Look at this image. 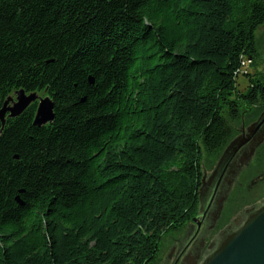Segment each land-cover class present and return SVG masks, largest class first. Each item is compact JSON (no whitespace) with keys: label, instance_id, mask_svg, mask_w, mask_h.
I'll list each match as a JSON object with an SVG mask.
<instances>
[{"label":"trees","instance_id":"obj_1","mask_svg":"<svg viewBox=\"0 0 264 264\" xmlns=\"http://www.w3.org/2000/svg\"><path fill=\"white\" fill-rule=\"evenodd\" d=\"M263 23L264 0H0V108L21 89L54 114L0 119V264H155L202 161L264 110Z\"/></svg>","mask_w":264,"mask_h":264},{"label":"rangeland","instance_id":"obj_2","mask_svg":"<svg viewBox=\"0 0 264 264\" xmlns=\"http://www.w3.org/2000/svg\"><path fill=\"white\" fill-rule=\"evenodd\" d=\"M255 35L258 56L247 69L251 73L264 76V23L256 30ZM238 84L243 89L247 84L246 77L240 76ZM9 98L12 102L9 103V101L8 104L11 105L15 101V93L12 96L9 95ZM250 125L246 121H242L237 126L236 137L247 134ZM258 141L248 143L238 154L232 172L227 174V179L222 182V194L218 195V200L216 198L212 205L210 216L207 215L197 236L187 247L177 264H203L205 259L218 248L229 234L240 229L247 217L264 205V170L261 172L263 178L251 175V173L247 174L249 168L252 169L256 163L255 153L264 139L261 142ZM216 164V160L207 158L202 161L206 181L212 175ZM197 212H199V207ZM193 229L194 225L190 221L182 227L164 234L160 241L158 259L155 264H174L177 255L186 247L183 246V243ZM186 242L188 243V241ZM196 251L201 252L196 261H193L191 255Z\"/></svg>","mask_w":264,"mask_h":264},{"label":"water","instance_id":"obj_3","mask_svg":"<svg viewBox=\"0 0 264 264\" xmlns=\"http://www.w3.org/2000/svg\"><path fill=\"white\" fill-rule=\"evenodd\" d=\"M11 98L6 97L0 108V119L6 115L14 117L20 115L33 101H37V108L33 119L36 126L43 125L53 119V102L49 97H39L35 92L26 94L19 89L15 92V101L9 105ZM264 139V110L249 126L248 133L234 138L224 149L212 175L205 180L203 174L199 188V203L201 214L195 215L191 221L196 224L190 242L197 236L202 218L210 208L211 202L218 188L227 174L232 172L238 153L250 142ZM258 141V142H259ZM186 250L182 249L174 264ZM203 264H264V205L250 214L242 227L229 234L218 248L205 259Z\"/></svg>","mask_w":264,"mask_h":264},{"label":"flooded vegetation","instance_id":"obj_4","mask_svg":"<svg viewBox=\"0 0 264 264\" xmlns=\"http://www.w3.org/2000/svg\"><path fill=\"white\" fill-rule=\"evenodd\" d=\"M12 101H10L9 103H11ZM240 153V152H239ZM238 153V154H239ZM238 157V156H237ZM237 157H236V159H237ZM236 159H235V161H236ZM227 179V175L225 176V178H224V180H226ZM223 180V181H224ZM221 187H222V185L218 188V190H217V192L215 193V195H214V197H213V200H212V202H211V205H210V208L208 209V211L206 212V214H205V216L202 218V222H201V225H202V223L204 222V220H205V218L207 217V215H209L210 216V211H211V207H212V205L214 204V202H215V200H216V198L218 197V195L219 194H222V192H221ZM223 191V190H222ZM219 198V197H218ZM218 198H217V200H218ZM216 203H217V201H216ZM216 203H215V208H216ZM201 214V210H200V205H199V212H197V214H195V215H200ZM194 215V216H195ZM199 217H201V216H199ZM211 219V218H210ZM192 222V221H191ZM193 223V225H194V229H193V231L189 234V236L187 237V240L186 241H188V243L185 241L183 244V246H186V249H187V247L190 245V243L195 239H193L191 242H190V239H191V237H192V235H193V233H194V230H195V228H196V224L194 223V222H192ZM200 228H201V226H200ZM200 230V229H199ZM187 243V244H186ZM186 251V250H185ZM184 251V252H185ZM201 251H196L193 255H191L192 257H191V259L194 261H196V258H197V256H199V253H200ZM179 255V254H178ZM178 255H177V257H178ZM183 255V254H182ZM181 258V257H180Z\"/></svg>","mask_w":264,"mask_h":264}]
</instances>
